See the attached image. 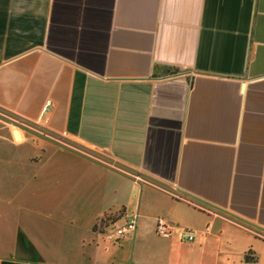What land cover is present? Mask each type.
Here are the masks:
<instances>
[{
    "label": "crops",
    "instance_id": "crops-1",
    "mask_svg": "<svg viewBox=\"0 0 264 264\" xmlns=\"http://www.w3.org/2000/svg\"><path fill=\"white\" fill-rule=\"evenodd\" d=\"M0 264H264V0H0Z\"/></svg>",
    "mask_w": 264,
    "mask_h": 264
},
{
    "label": "built area",
    "instance_id": "built-area-1",
    "mask_svg": "<svg viewBox=\"0 0 264 264\" xmlns=\"http://www.w3.org/2000/svg\"><path fill=\"white\" fill-rule=\"evenodd\" d=\"M46 105L48 106L49 103L47 102ZM136 222H137V216H133L129 219H127L123 225L116 229L113 234L108 235L107 239L109 240H118L126 235H131L135 232L136 229ZM173 226L170 222H168L166 219L162 217H157L155 220V233L157 236L167 239L172 235ZM186 241H193L194 237L192 234H187Z\"/></svg>",
    "mask_w": 264,
    "mask_h": 264
},
{
    "label": "rangeland",
    "instance_id": "rangeland-1",
    "mask_svg": "<svg viewBox=\"0 0 264 264\" xmlns=\"http://www.w3.org/2000/svg\"><path fill=\"white\" fill-rule=\"evenodd\" d=\"M73 147L76 148L77 150H83V148H82L81 146H79V145H73ZM162 218H163V217H162ZM116 219H117L116 217H112V216H110V217H106V218H102V219L99 220L98 223L95 225V228H96V230H97L98 226H99V225H100V226H103V224H104L105 226H110V224H113V223L115 222ZM122 225H123V224H121L120 226H117V225H114V224H113L109 230L104 229V230H102V232L105 234V237H108V235L113 234V232H114L116 229L120 228Z\"/></svg>",
    "mask_w": 264,
    "mask_h": 264
}]
</instances>
